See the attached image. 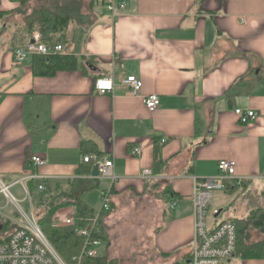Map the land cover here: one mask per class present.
<instances>
[{
    "label": "crops",
    "instance_id": "1",
    "mask_svg": "<svg viewBox=\"0 0 264 264\" xmlns=\"http://www.w3.org/2000/svg\"><path fill=\"white\" fill-rule=\"evenodd\" d=\"M123 1L126 7L112 13L97 0H80L64 38L74 66L52 72L49 57L14 61V49L39 31L27 33L20 3L0 0V177L16 183L34 173L28 190L44 184L56 195L92 165L85 155L111 159L114 181L93 176V165L83 176L95 185L82 195L88 212H97L88 193L110 195L111 210L101 216L103 256L122 222L137 223L154 206L152 246L161 264H179L193 251L195 177L216 175L220 160L233 159L242 178L238 188L214 194L210 230L240 219L225 210L240 193L264 195V0ZM128 75L142 80L138 95L122 83ZM100 76L114 78L112 92L95 88ZM153 93L160 104L150 110L144 98ZM237 108L258 116L241 124ZM135 147L140 155L131 153ZM33 155L44 164L29 167ZM146 169L151 177H143ZM172 197L180 199L174 210ZM126 244L128 252L136 246Z\"/></svg>",
    "mask_w": 264,
    "mask_h": 264
},
{
    "label": "built area",
    "instance_id": "2",
    "mask_svg": "<svg viewBox=\"0 0 264 264\" xmlns=\"http://www.w3.org/2000/svg\"><path fill=\"white\" fill-rule=\"evenodd\" d=\"M108 11L116 13L124 9L126 3L123 0H97ZM67 49L63 43L45 42L39 34H34L24 44L17 46L13 51L14 61L22 63L27 58L35 55L49 57L56 54H65ZM131 94L138 95L142 89L143 82L136 75H128L122 79ZM116 82L111 76H100L95 80V88L101 93H109L115 89ZM148 109L154 110L160 104V97L153 93L144 98ZM238 121L247 124L255 120L258 113L254 110L235 109ZM131 153L140 155L141 149L132 148ZM83 161L97 166L100 178L116 179L114 174V164L111 159H107L98 154L85 155ZM29 167L44 164V159L40 155H33L29 162ZM237 163L233 159H222L218 162V173L204 178H194V191L192 202L194 209V245L192 255L179 264H221L229 261L237 255L238 232L236 220H225L218 223L212 230L207 223V211L213 205L216 191L233 189L241 185L242 178L236 175ZM143 177L153 175L150 169L144 170ZM37 174H29L16 183L21 184L25 193L24 201H29L30 212L24 210L19 200L12 194V185H7L0 177V194H2L7 204L15 206V213L18 220H14L4 214L0 208V264H82L84 260L94 259L103 256V239L98 228L99 219L102 214L111 210L110 195L107 190L101 191V203L97 212L85 219L83 225L76 227V235L82 239V247L78 255L72 258L71 262L66 261L51 244L43 229L39 225V213L35 211L31 192L26 185V179L37 178ZM46 185H38L39 191H45ZM180 199H171V209L179 206ZM56 211L54 221L57 226L73 227L77 225L76 209ZM213 214H218L219 209L213 208ZM9 227V230H6Z\"/></svg>",
    "mask_w": 264,
    "mask_h": 264
},
{
    "label": "trees",
    "instance_id": "3",
    "mask_svg": "<svg viewBox=\"0 0 264 264\" xmlns=\"http://www.w3.org/2000/svg\"><path fill=\"white\" fill-rule=\"evenodd\" d=\"M12 1L20 3L22 9L26 6L25 4L29 0ZM79 11V0H68L65 1L64 4L62 1L57 3L56 6L41 5L40 7H34L31 14L26 18V31L31 34L34 29L37 28L40 32V38L43 41L65 44L64 38L66 29L71 20L75 16L79 15ZM2 13L3 12L0 10V16ZM67 54L68 52L65 54L49 56V69L53 72L63 67L72 68L75 60ZM91 173L92 165H90L88 169L79 172V174H81L80 177L73 179L70 186H68V189L61 191L59 194L56 193V195H49V191H47V189L45 191H39L38 187L36 189H30L34 208L39 213V225L55 249L66 261L69 262L72 261L74 256L78 255L82 247V239L76 235V227L83 225L85 219L90 217L92 214L90 211L88 212L86 205H84L82 201V195L84 192L95 187V185H93L94 181L86 178ZM239 186L240 185H237L233 189L238 188ZM67 205L75 207L77 225L73 227L56 226L54 221L56 211ZM42 208L44 209V212L42 216H40L41 213L39 210ZM236 224L238 232L237 253L241 254L244 259H263L264 239L256 240L254 242L250 239L252 228L260 230L264 228V207L254 209L247 219H237ZM82 264L115 263L106 262V259L98 257L84 260Z\"/></svg>",
    "mask_w": 264,
    "mask_h": 264
},
{
    "label": "rangeland",
    "instance_id": "4",
    "mask_svg": "<svg viewBox=\"0 0 264 264\" xmlns=\"http://www.w3.org/2000/svg\"><path fill=\"white\" fill-rule=\"evenodd\" d=\"M56 1H58V2L63 1V4H64L65 1H68V0H29L25 4L26 6H24L20 10L24 13V16L25 15L28 16L31 14L32 9L34 7H40L41 5L52 6V4L55 3ZM86 1L88 4L91 2V0H85V2ZM79 2H80V0H79ZM99 5H101V4H99ZM37 34L40 35V32H37ZM4 182L7 185L13 184V182L10 181L9 179H4ZM10 191L19 200L22 208L24 210L30 212L29 201H26V200L24 201L25 193L22 190V185L21 184H13ZM54 191L56 192V189ZM55 192H54V194H56ZM47 200H48V198H47ZM86 201L90 204V206L95 211H98V209L100 207V203H101L100 194L96 190L92 191L91 193H88L86 195ZM263 205H264V195L261 198H258L257 196H255L254 192L246 191L245 193L242 192L239 195H237V199H235L234 203L231 206H229L228 209H226L225 206H224V208H225V210L230 209V212H229L230 217L228 216L229 218L247 219L248 216L252 213L253 209H256L259 207L261 208V206H263ZM0 208H1V211L4 214H6L7 216H9L10 218H12L14 220H18V217L16 216V213H15V206L12 203L7 204V200L2 194H0ZM71 208H72V206L67 205V206L63 207V210H67V211L72 210ZM148 208L151 210V214H149L148 217H145L143 219L140 217V219L138 220L137 223H134L133 221L130 222L128 220H127V222L125 221V222L121 223L120 229L118 230V232L114 236L111 237V239L113 240V243H114L112 245L113 251H112V249H110L111 251L108 250L107 254L105 253L104 256H101L102 258L106 259V262H114L115 264H161V258L162 257L156 251L155 247L152 246V241H151L152 236L149 234L150 225L152 224V218H153V220L155 219V217L157 215L156 209L158 207L152 206V207H147V209ZM159 208L161 209V207H159ZM149 209H148V211L150 212ZM210 209H211V206L208 209V215L210 213ZM35 211L37 212L36 209H35ZM39 211L41 213L40 216H42L44 209L42 208ZM144 227H146V228H144ZM98 228L100 230V232H99L100 236L104 237V235H103L104 231H103V227L101 225V218L99 219ZM121 229L124 230L123 235L127 237L124 240L123 245L121 244L122 240H121V235L119 234ZM6 230H9V227ZM128 236L130 238H128ZM262 237H264V236L262 235V233L259 229H257V228L251 229V239L250 240L252 242H254L258 239H261ZM126 241H129V243L131 245L133 242L136 243V246L134 248L132 246H130V248L132 250L130 252H128V250H127ZM119 257H120V259H119ZM234 258L230 264H235V261L237 260V258H235V259Z\"/></svg>",
    "mask_w": 264,
    "mask_h": 264
},
{
    "label": "water",
    "instance_id": "5",
    "mask_svg": "<svg viewBox=\"0 0 264 264\" xmlns=\"http://www.w3.org/2000/svg\"><path fill=\"white\" fill-rule=\"evenodd\" d=\"M98 174H99L98 167L95 166L94 169H93V176H98ZM0 228H1V224H0Z\"/></svg>",
    "mask_w": 264,
    "mask_h": 264
},
{
    "label": "bare ground",
    "instance_id": "6",
    "mask_svg": "<svg viewBox=\"0 0 264 264\" xmlns=\"http://www.w3.org/2000/svg\"><path fill=\"white\" fill-rule=\"evenodd\" d=\"M33 7V6H32Z\"/></svg>",
    "mask_w": 264,
    "mask_h": 264
}]
</instances>
